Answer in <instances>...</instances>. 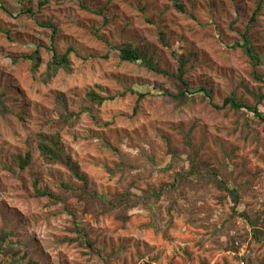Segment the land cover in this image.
I'll return each mask as SVG.
<instances>
[{"label":"rangeland","instance_id":"obj_1","mask_svg":"<svg viewBox=\"0 0 264 264\" xmlns=\"http://www.w3.org/2000/svg\"><path fill=\"white\" fill-rule=\"evenodd\" d=\"M43 1L0 0L12 14L0 10V264H264V121L200 95L169 96L179 89L172 76L120 61L115 48L129 42L168 73L184 58L191 89L264 113V83L232 48L247 29L264 77V0ZM51 46L72 49L71 71L44 83ZM34 50L37 73L24 57ZM90 90L115 98L97 106ZM137 91L146 95L134 113ZM60 101L73 125L60 127ZM38 132L59 133L85 186L44 163ZM27 152L21 169L15 159ZM91 192L129 195L120 214H97ZM80 231L87 241H72Z\"/></svg>","mask_w":264,"mask_h":264},{"label":"trees","instance_id":"obj_2","mask_svg":"<svg viewBox=\"0 0 264 264\" xmlns=\"http://www.w3.org/2000/svg\"><path fill=\"white\" fill-rule=\"evenodd\" d=\"M45 3V0L40 3ZM179 10H183L182 7L179 4H174ZM261 9V5L258 4L256 8L254 9L251 17H250V23L252 24L258 12ZM0 10L3 11L5 14L12 16V14L2 5L0 4ZM32 11L31 9L21 10L19 13H17L18 17L24 16V15H31ZM48 27H52L50 23L47 24ZM55 33V28L52 27V35L50 37V42L52 43L53 35ZM240 41L232 43V48H240L244 55H246L251 63L252 71L251 76L254 80L259 81L261 83H264V77L260 76L256 73L255 68L260 64L261 57L260 55L255 51L252 42L251 37L249 35L248 30H244L240 34ZM118 50V59L120 61H129L132 63H136L138 65H143L147 69L154 71L156 73L164 74L172 76L176 82H178V91L176 94L165 92L167 95L172 96L174 98L178 99H184V97H191L193 95H200L202 96L209 104L213 105L215 108L219 109L225 105H229L234 110H245L247 112L252 113V115L256 118H259L261 121H264V113L260 111L256 106L251 107L248 106L246 103L237 100L235 96L232 94L228 97H226L223 101V104L221 106H218L214 104L211 100L212 95L204 88L199 87L196 89H191L189 86V83L185 79V65L187 63V60L184 58L179 59L178 61V67L176 73H168V71L160 68L156 63H154L153 59L151 57H148V54L139 49L138 47H134L131 43L125 42L122 43L119 46L115 47ZM71 48H67L65 52L58 53L54 46H51L48 48L49 51V59L46 62L45 70L40 73L39 77L40 80L44 83H47L52 77H54L59 70H64L66 72L71 71V62L69 59V54L71 52ZM26 59H28L31 62V69L33 73L38 72V68L42 64V60L39 54L38 50H34L32 53L24 56ZM162 89V87H161ZM132 90V89H131ZM164 90V89H163ZM134 91V90H132ZM135 92V91H134ZM137 98L134 103L133 112L135 113L139 107L140 100L146 95L144 92L137 91ZM123 95V94H121ZM262 98V96H260ZM87 100L97 106H101L103 102L107 100H111L115 98L114 95L112 96H101L100 94L94 92L93 90H90L86 93ZM260 98V99H261ZM60 113H59V120L60 127H64L66 125H73V117L74 114H71L66 110V106L64 105V102L60 101ZM4 109V104L1 101L0 98V110ZM36 141H37V149L39 151V154L44 161V163L47 164H58L65 168L72 177L75 179L81 181L83 183V186L86 185L87 178L85 174L80 170L79 165L76 161H73L72 158L65 153L63 150V147L60 142V136L58 132H54L51 134H46L44 132H38L35 135ZM168 145V144H167ZM18 163L19 167L23 169L30 160V153L27 152L24 156L17 155V158L15 159ZM193 171V169H192ZM189 174L194 173L188 172ZM212 175H216L214 171L210 172ZM179 180H173V182H177ZM221 184L223 185V190H226L228 195L233 199V202H237V193L234 189H229L223 181H221ZM172 186H174L173 183H171ZM152 192L149 193L151 195ZM37 195H48L51 194L48 193L46 190L40 191L36 189ZM90 197V204L96 208L97 214H100L102 212H110L113 213L116 211L120 214V211L124 208V203L126 201V197H128L129 193L126 192V195L117 199H107L103 196L99 195L97 196L96 193H89ZM155 199H158V196L156 193H154ZM125 214V212H124ZM123 215V211L122 214ZM120 215V216H121ZM125 216V215H123ZM83 231V230H82ZM80 231V236H77L72 241H87L85 240L86 234ZM253 236L257 238L258 240L263 239L259 235V232L257 230H253ZM28 264H37L33 261H28Z\"/></svg>","mask_w":264,"mask_h":264}]
</instances>
